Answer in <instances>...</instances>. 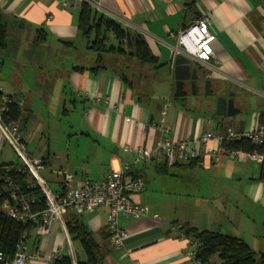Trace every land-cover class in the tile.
Returning <instances> with one entry per match:
<instances>
[{
  "label": "crops",
  "instance_id": "1",
  "mask_svg": "<svg viewBox=\"0 0 264 264\" xmlns=\"http://www.w3.org/2000/svg\"><path fill=\"white\" fill-rule=\"evenodd\" d=\"M84 1L141 34L161 66L110 52L100 56L90 49L78 27ZM0 9L8 19V35L25 28L34 33L32 40L20 41V48H13L14 56L7 53L12 51L7 41L0 57V88L21 98V120L27 121L32 111L25 109L24 91L11 85L16 53L36 56L48 50L74 54L73 62L63 65L62 70L75 95L72 102L79 103L82 110L85 131L80 128L77 137H83L87 146L81 149L77 144L66 155H56L58 161L46 155L49 162L41 169L56 188L60 169L72 172L75 179L106 178L113 168L133 162L137 146L155 148L163 135L162 127L172 139L195 140L210 129L245 131L264 123V0H0ZM203 12L209 15L216 35L210 61L216 63V69L181 57L203 77L194 88L184 79L178 90L175 67L170 64V44L176 40L171 33ZM38 29L44 30L45 38L36 42ZM8 61L11 65L6 68ZM206 79L211 80L212 94L205 93ZM220 97L233 100L234 114H217ZM6 143L0 151V165L16 160L1 161ZM194 144L199 151L194 160L168 165L164 156L157 154L132 167V173L145 181L144 189L132 197L139 205H149L150 212L138 218L120 217V225L129 234L120 248L111 239L104 242L108 248L105 264H191L190 234H177L172 228L175 223L234 235L255 251L264 252L261 163L245 151L234 157L221 153L216 158L208 151V147L216 148L214 141ZM107 215V208L99 207L81 213L68 211L64 218L66 222L79 219L102 242ZM24 244L27 264H45L44 258L57 250L83 255L80 243L60 222L47 233L33 224ZM36 252L42 258H35Z\"/></svg>",
  "mask_w": 264,
  "mask_h": 264
},
{
  "label": "built area",
  "instance_id": "2",
  "mask_svg": "<svg viewBox=\"0 0 264 264\" xmlns=\"http://www.w3.org/2000/svg\"><path fill=\"white\" fill-rule=\"evenodd\" d=\"M100 6H98L99 8ZM51 16H48V20ZM176 40L170 44V64L174 68L176 59L182 57L205 64L216 69V63H210L213 58L211 43L216 39L210 28V17L203 12L177 32L171 33ZM0 151L5 142H9L16 154V160L3 166L0 173V215L24 224H39L43 232L50 231L54 223L60 222L67 230L65 214L68 211L76 213L107 208L106 227L113 244L120 248L128 236V230L120 225V217L138 218L150 212L149 205L137 204L132 195L142 191L145 181L142 176L132 173V167L142 161H150L154 156L163 155L168 165L178 161H191L198 157L199 151L194 142L207 144L216 142L217 146L208 147V151L218 157L221 153L234 157L242 150L231 147L240 140H249L254 145H264V123H258L254 128L237 131L228 128L222 131L207 130L198 139H172L162 127L163 135L157 146L145 149L135 148L136 156L132 163H125L113 168L104 179L85 177L75 179L74 174L66 169H60V184L53 189L49 180L39 170L49 162L47 156L31 155L24 147L21 115L18 119L6 118L11 103L21 106V98L4 93L0 88ZM248 156L262 163L264 155L257 150L246 152ZM25 173L28 181L25 186L16 179L15 175ZM173 230L179 235H185L181 224H173ZM25 236L17 243L15 253L8 254L0 250V264H27L29 255L24 244ZM191 249L188 259L191 264H208L198 256L200 241L194 235L189 236ZM66 254V253H65ZM75 259V252L69 253ZM64 253L59 250L44 258L45 264H53L56 258ZM42 258L39 252L33 255ZM105 264V262H104Z\"/></svg>",
  "mask_w": 264,
  "mask_h": 264
},
{
  "label": "trees",
  "instance_id": "3",
  "mask_svg": "<svg viewBox=\"0 0 264 264\" xmlns=\"http://www.w3.org/2000/svg\"><path fill=\"white\" fill-rule=\"evenodd\" d=\"M78 27L86 37L88 47L99 52L127 55L138 60L142 64H158L157 57L151 51L146 39L139 33L129 30L114 19L99 13L88 2L81 4ZM40 37L44 39L43 29H38ZM8 19L0 9V57L7 47ZM124 79L127 77L121 74ZM22 114L19 104L11 103L5 113L6 118L18 119ZM231 147L252 152L257 150L264 155V145H254L249 140L243 139L231 144ZM0 165V173L3 171ZM261 176L264 177V159L261 163ZM16 179L24 186L27 184L28 175L21 173L15 175ZM2 198L0 197V201ZM33 224L16 222L6 216L0 215V250L14 254L17 243L28 233ZM66 227L74 241H78L82 247L83 255L77 253L75 259L70 254H64L56 258L53 264H104L108 248L104 243L110 239L107 230L101 232L102 242L79 219L66 222ZM185 234L194 235L200 241L198 256L208 264H264V252L255 251L243 239L234 235L225 234L213 230H198L193 227L183 226Z\"/></svg>",
  "mask_w": 264,
  "mask_h": 264
},
{
  "label": "rangeland",
  "instance_id": "4",
  "mask_svg": "<svg viewBox=\"0 0 264 264\" xmlns=\"http://www.w3.org/2000/svg\"><path fill=\"white\" fill-rule=\"evenodd\" d=\"M33 34L28 28L21 33L9 31L7 48L12 51L7 53L12 55L15 51L13 48L19 49L20 41L32 40ZM35 36L41 35L36 32ZM16 56L11 85L19 88V91H24L25 109L27 107L32 111L27 121L21 120L26 150L35 156L55 157L66 155L68 149L75 150L77 144L81 145V149H85L87 146L85 139L77 137L81 130L85 131L81 124L82 110L79 103L74 105L72 102L75 95L70 90L65 70H62L63 65L73 62L74 54H53L47 50L44 54L38 53L36 56L18 51ZM9 65L11 63L8 61L6 68H9ZM56 67L61 68L60 71H57ZM22 112L24 114L23 107ZM15 158V151L7 142L1 161L11 162ZM52 160L58 161L56 157ZM39 172L43 176L47 174L43 169ZM50 185L53 189L56 188L52 182Z\"/></svg>",
  "mask_w": 264,
  "mask_h": 264
},
{
  "label": "water",
  "instance_id": "5",
  "mask_svg": "<svg viewBox=\"0 0 264 264\" xmlns=\"http://www.w3.org/2000/svg\"><path fill=\"white\" fill-rule=\"evenodd\" d=\"M192 69V71L190 70ZM187 73V74H186ZM197 69L192 66V64H184L181 57H178L176 59V65H175V75L177 79V89L182 86L184 79H189L191 81V85L194 88L197 85L198 79L203 77V75L200 74V76L196 75ZM211 83L210 79L205 80V86H206V94H212V91L209 90V85ZM177 90V91H178ZM223 101L224 105H221V102ZM233 100L232 99H225L223 97H220L218 99V108H217V114H234L235 111H233Z\"/></svg>",
  "mask_w": 264,
  "mask_h": 264
}]
</instances>
